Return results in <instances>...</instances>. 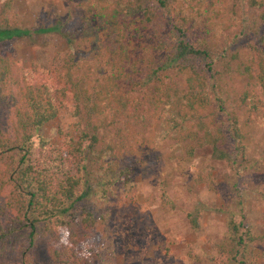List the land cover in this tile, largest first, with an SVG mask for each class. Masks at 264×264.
I'll return each mask as SVG.
<instances>
[{"label":"trees","instance_id":"1","mask_svg":"<svg viewBox=\"0 0 264 264\" xmlns=\"http://www.w3.org/2000/svg\"><path fill=\"white\" fill-rule=\"evenodd\" d=\"M77 1L84 10L78 28L39 31L56 30L70 47L88 46L98 59L89 64L98 75L94 82L79 73L69 53L60 59L61 72L53 73L21 69L0 53V264H111L107 253L93 248L94 221L106 218L91 197L129 184L124 155L135 139L127 136V123L139 118L140 100L147 112L159 109L151 132L174 140L168 154L178 163L195 147L208 146L236 177L248 168L264 172V157L245 156L248 117L240 121L226 110L222 96L227 75L237 72L246 87L230 101L247 116L264 118V0H220L235 21L227 42L192 40L183 25L174 26L169 38L152 46L160 52L158 60L138 66L130 55L132 39L162 30L167 0ZM11 3L0 0V47L26 33L13 18ZM134 88L140 97L131 96ZM58 106L77 120L78 131L75 136L57 131L53 145L39 130ZM160 205L173 208L165 194ZM242 217L227 219L213 264H244L247 243L256 237ZM187 218L195 228V218L190 213ZM11 248L19 253L9 259Z\"/></svg>","mask_w":264,"mask_h":264},{"label":"rangeland","instance_id":"2","mask_svg":"<svg viewBox=\"0 0 264 264\" xmlns=\"http://www.w3.org/2000/svg\"><path fill=\"white\" fill-rule=\"evenodd\" d=\"M167 4L168 9L162 10V30L143 31L138 42L132 39L130 55L138 58L137 66L143 60H158L160 52L152 46L169 38L174 26L183 25L192 40L211 37L218 43L227 42L235 32V21L226 15L220 0H167ZM11 9L26 33L3 43L1 54H8L21 69L34 66L53 73L61 72L60 59L69 53L80 66L79 73L91 81L98 76L89 65L98 59L88 46L70 47L56 30L39 31L58 25L66 30L78 28L84 10L77 0H12ZM245 81L235 71L227 75L224 88L229 95L227 99L226 93L222 95L224 108L235 111L240 121L248 117L245 156L260 159L264 157V118L247 116L230 101L246 87ZM135 90L131 96L140 97ZM143 102L136 107L139 118L127 123L126 134L135 139L124 155L131 170L129 184L110 186L109 194L91 197L106 218L97 216L94 221L93 248L107 253L111 264H213L214 245L225 236L227 219L238 221L243 215L241 220L256 237L247 243L244 264H264V172L248 168L236 177L223 160L211 155L208 146L195 147L189 159L178 163L168 154L174 140L159 138V131L154 134L157 130L151 132L159 109L147 112ZM57 131L71 136L78 131L77 120L62 106L39 133L57 145ZM162 194L172 202L171 210L162 209ZM189 213L195 228L190 226ZM12 249L9 259L19 253Z\"/></svg>","mask_w":264,"mask_h":264}]
</instances>
